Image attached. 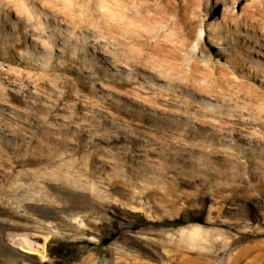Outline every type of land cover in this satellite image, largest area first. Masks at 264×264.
<instances>
[{
	"label": "rangeland",
	"instance_id": "374dc122",
	"mask_svg": "<svg viewBox=\"0 0 264 264\" xmlns=\"http://www.w3.org/2000/svg\"><path fill=\"white\" fill-rule=\"evenodd\" d=\"M0 264H264V0H0Z\"/></svg>",
	"mask_w": 264,
	"mask_h": 264
},
{
	"label": "water",
	"instance_id": "95a60500",
	"mask_svg": "<svg viewBox=\"0 0 264 264\" xmlns=\"http://www.w3.org/2000/svg\"><path fill=\"white\" fill-rule=\"evenodd\" d=\"M45 242V237L43 236H28L24 238L25 246L29 249H35L36 247H43Z\"/></svg>",
	"mask_w": 264,
	"mask_h": 264
},
{
	"label": "bare ground",
	"instance_id": "6f19581e",
	"mask_svg": "<svg viewBox=\"0 0 264 264\" xmlns=\"http://www.w3.org/2000/svg\"><path fill=\"white\" fill-rule=\"evenodd\" d=\"M23 20H24V19H23ZM34 33H35V32H34ZM47 81H48V80H47ZM40 248L42 249L43 247H39V246H38V247H36V248L33 249V250H38V249H40ZM29 251H32V249H29Z\"/></svg>",
	"mask_w": 264,
	"mask_h": 264
},
{
	"label": "trees",
	"instance_id": "16d2710c",
	"mask_svg": "<svg viewBox=\"0 0 264 264\" xmlns=\"http://www.w3.org/2000/svg\"><path fill=\"white\" fill-rule=\"evenodd\" d=\"M212 53H214V54H215V50H212Z\"/></svg>",
	"mask_w": 264,
	"mask_h": 264
}]
</instances>
